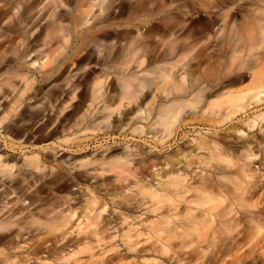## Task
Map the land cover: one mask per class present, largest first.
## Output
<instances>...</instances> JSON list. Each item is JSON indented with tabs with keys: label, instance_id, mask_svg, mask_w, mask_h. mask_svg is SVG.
<instances>
[{
	"label": "rangeland",
	"instance_id": "1",
	"mask_svg": "<svg viewBox=\"0 0 264 264\" xmlns=\"http://www.w3.org/2000/svg\"><path fill=\"white\" fill-rule=\"evenodd\" d=\"M90 1L92 4L98 3V1ZM103 1L107 2V0ZM113 1L115 2V13L110 20L113 24L112 37L106 41L105 45L112 54L119 53L124 45L125 37L127 39L129 36L135 37L139 42L134 53L135 58H140L142 61L140 67L131 60V57L128 58L130 63L124 66L125 70L118 72L110 69L108 65H97L92 61L86 70L90 67L91 69L84 77L79 73H68L67 71L60 84L52 82L49 85H41L35 81L38 68L30 66L31 57L26 59V63L20 64L22 71L17 73L18 69L14 66V52L11 49L0 52V89H3L7 96L0 100V120L5 117L0 124L1 160L7 157L11 160L9 166L19 167L27 158L36 157L42 161L45 156L44 173L59 174L65 181L66 190L49 191L46 187L45 194L48 198L45 200L43 209H53L55 214H59L60 211L66 215L72 213L66 229L72 226L74 230L79 223L87 224V218L92 217L94 212L91 210L92 207L99 212L102 202L108 201L101 215L104 221L100 224L99 230L106 228L105 223L109 224L110 230L104 235L111 236L112 239L108 240L109 244L100 246L91 236L78 234L77 231L70 233L71 230H69L67 231L69 234L62 241L27 242L25 244L19 242L0 246V250L18 261L19 264H75V260L88 264L91 262L90 255H94V258L101 257L106 246V249L116 246L118 250H122L124 241L122 234L132 229L134 231L129 235H134L135 231L143 235L139 241L144 242L143 247L146 253H131L118 264H264V259H258L259 255L256 254L249 255L246 260L239 257L243 259L240 262L241 260L233 253V249L232 254L230 250H227L229 245L225 239L213 242L198 238L196 235L187 237L184 234L188 230L179 222L174 225L178 237H169L167 233H164L161 235V242L156 243L151 231L141 229L132 219L128 220L129 225L121 226L122 210L117 205L118 199L109 202V199L114 198L111 196L112 192L109 191L112 187L116 189L119 196H133L137 193L134 188L136 182L146 187L156 185L162 177L164 158L167 156L174 158L179 151H183L186 160L175 165L173 169H181L191 159L195 162L192 166L193 171L199 176L209 175L210 171L205 168L204 162L201 164L202 160L206 161L207 152L195 149L194 143H191L193 139H220L221 144L229 147L232 155L238 157L243 151L240 142L247 140L252 143L264 131L263 122L256 120L258 116H264V100L258 101L235 115L233 125L221 123L219 115L203 124L200 121L203 120L205 109L201 110L200 106L216 98H207L206 88L202 85L198 90H202L203 102L196 104L198 90H189L191 83L198 76L202 77L205 74L222 81L243 82V85L248 83L249 63H252L250 58L254 53L244 54L239 49H236L234 53L233 50L235 46H241L242 39L248 34L254 35V42L260 44L261 37L258 33L257 20H264V1ZM121 1L127 5L125 10L119 14L118 6ZM104 5L105 3L102 8ZM104 14L94 8L89 19L91 23L101 25L103 22L98 21L97 18H102ZM136 27L142 29V32L147 28L160 30L154 34L147 33L139 39L140 36L136 35ZM225 41H228L229 45H226ZM171 49H174L173 54H170ZM257 51L254 55L262 58L264 50L258 48ZM87 52L92 58L89 48L82 55ZM232 58L235 59L234 62ZM73 69L74 67L70 70ZM120 73L129 75L128 78L144 82L146 88L140 91L138 98L130 102L128 109L121 107L110 115L109 112L103 110L105 99L90 102V85L96 79L102 82L107 77V83L112 81L109 86L111 85L113 90V93H107L110 97L114 96L120 92L117 89L118 80L121 79ZM21 75L28 79L33 89L39 90V96L36 99L23 101L20 107L13 111L9 105L12 88L5 83L11 81L12 84L20 87L22 85ZM162 75L168 78L162 81L160 78ZM163 82H166V93L160 87ZM67 83L77 84L79 87L77 86L75 96H69L71 100L67 101L65 110L54 112L58 100L52 92L57 91L58 86ZM155 86L160 88L158 91L154 90L153 93L152 89ZM181 87L182 89L176 92L175 89ZM184 89L186 91L182 94ZM167 93L172 94L167 104H170L173 109H176L179 104L181 107L177 110L179 117L174 125L175 132L171 137V142H164L161 145L154 140V136L163 137L161 129L154 122L158 109L165 104L162 101H165L163 98ZM260 96L264 98V94ZM174 97H180V101L173 103ZM112 99L111 103H114L115 97L109 100ZM140 101L143 102L141 112L136 110V104ZM118 105L119 103H116L114 106ZM67 107H69L68 110H66ZM146 109L150 111L149 117ZM51 110L53 111L50 112ZM35 113L37 115L33 120ZM47 116H50L52 122L50 125L45 121ZM252 121H254V128L247 130V125ZM44 123L47 125L44 126ZM111 129H113L111 134H104L105 131H111ZM253 146L252 144L251 148ZM131 150L137 151L138 156L134 158V161L131 159V164L128 166L131 175L124 174L123 182L117 181L113 173L100 171V169L106 170V164L115 161L121 155H127ZM82 165L85 167L80 168ZM15 171L16 168H13L10 174H16ZM100 173L103 175L99 176ZM76 176H79L80 180H76ZM44 182V179H40L38 185ZM2 190L3 187L0 188V192ZM94 200L97 205L89 204ZM27 206L28 201L19 204V207L26 208ZM129 208V215H132V218L139 217L142 213L141 207L132 208L130 206ZM190 209H194V206L181 203L179 211L185 213ZM140 217L148 223L156 220L154 214ZM213 229L214 225L206 231V234H211ZM165 230L168 229L165 228ZM221 231L218 230V232ZM56 236L59 234L56 233ZM146 237H149L147 242L144 241ZM132 241L135 242L134 239ZM159 246L165 247L168 251V254L161 258L153 253L154 248H159ZM90 248L91 250H86ZM247 249L245 247L246 251ZM70 252L76 253L75 256L70 257ZM229 254L232 259L228 257Z\"/></svg>",
	"mask_w": 264,
	"mask_h": 264
},
{
	"label": "bare ground",
	"instance_id": "2",
	"mask_svg": "<svg viewBox=\"0 0 264 264\" xmlns=\"http://www.w3.org/2000/svg\"><path fill=\"white\" fill-rule=\"evenodd\" d=\"M93 1H98V3L92 4L90 0H0V52L5 49H11L14 52V66L18 69L17 73L22 71L20 64L26 63V59L31 57L30 66L38 68L35 73V81L41 85H49L52 82L60 84L67 71L68 73H79L84 77L90 71L91 67L87 70L86 68L92 61L97 65H108L110 69L118 72L125 70L124 66L130 63L128 58L131 57V60L140 67L142 61L140 58H135L134 53L139 42L135 37L129 36L128 39L125 37L124 45L119 53L112 54L105 45L106 41L112 37L113 24L110 23V20L115 13V2L113 0ZM104 3V8H102ZM126 5L125 2H119V14L125 10ZM94 8L99 13H105L102 18H97L98 21L103 22L101 25H97L95 22L91 23L89 19ZM257 25L261 37L260 44L254 42V35L248 34L242 39L240 47H234V53L236 49L244 54L246 52L255 54L258 52V48L264 50V20H257ZM80 27L83 28L80 29ZM159 30L158 28H147L142 32V29L136 27V35L141 39L147 33L154 34ZM237 42L239 43L238 40ZM225 44L229 45V42L225 41ZM87 48L91 49L92 58L89 56V52L82 55L84 51H87ZM173 53L174 49H171L170 54ZM254 54L250 58L252 63H249L250 76L246 85H243V82L222 81L209 74L198 76L191 83L189 90H198L204 85L207 98H216V100L206 101L200 106L201 110L205 109L201 123L209 122L214 116L219 115L221 123L233 125L235 115L245 111L258 101L264 100L260 96L264 94V56L259 58ZM234 61L235 59L232 58V62ZM72 67L74 69L70 70ZM120 77L117 84V89L120 92L111 97L107 92L113 93L111 85L109 86L112 81L107 83V77L102 82L96 79L90 85V102L94 103L105 99L103 110L109 112L110 115L121 107L125 110L128 109L130 102L138 98V95L141 94L140 91L146 88L144 82L128 78L129 75L120 73ZM160 78L165 81L168 76L162 75ZM20 81H22L20 87L12 84L11 81L5 83L9 88H12L9 105L13 111H16L23 101L36 99L39 96V90L33 89L28 79L21 75ZM77 86V84L67 83L58 86V90L52 92V95L58 100L54 112L65 110L67 101L71 100L69 96H75L79 87ZM165 86L166 82L160 86L164 93H166ZM160 87L155 86L152 89L153 93ZM181 89L182 87L175 90L179 92ZM185 91L186 89L182 94ZM201 91L197 92L196 104L203 102ZM171 95V93H167L163 98L165 101L162 102L165 104H162L158 109L154 122L161 129L163 137L154 136L155 139H152L157 140L161 145L164 142H171V137L175 132L174 125L179 117L177 110L181 104L176 109L167 104ZM6 97L4 90L0 89V100ZM112 97L116 99L114 103H111L113 99L109 100ZM172 100L173 103H176V101H180V97H174ZM116 103L119 105L114 106ZM142 103L140 101L136 104V110L139 112L143 107ZM192 106L196 107V105ZM68 109L69 107L66 108V110ZM146 111L149 117L150 111L148 109ZM4 119L5 117L1 118L0 124ZM256 120L263 122L264 127L263 115L258 116ZM45 121L48 125L52 123L50 116H47ZM253 128L254 121L247 125V130ZM112 132L113 129L105 131L104 134ZM191 143H194L195 149L207 152V159L206 161L202 160L201 164L204 162L205 168L210 171V174L199 176L193 171L192 166L195 162L191 159L181 169H173L175 165L186 160L183 151H179L174 158L168 156L164 158L162 177L159 178L156 185L146 187L136 182L134 188L137 193L133 196H119L116 189L112 187L109 191L112 192L111 196L114 198L109 199V202L118 199L117 205L122 210L121 226L129 225L128 220L132 219L141 229H149L155 242L159 243L161 235L164 233H167L169 237H178L174 225L179 222L182 227L188 230L184 234L187 237L196 235L198 238H205L213 242L225 239L229 245L227 250H230L232 254L233 249V253L241 260L240 262L243 261L241 258L246 260L251 254L259 255L258 259H264V131L252 143L247 140L241 141L243 151L238 157H234L235 155H232L229 147L221 144L220 139H193ZM252 144L254 146L251 148ZM137 156V151L131 150L127 155H121L115 161L106 164V170L100 169V171L113 173L116 175L117 181L123 182L124 174L131 175L128 168L131 159L134 161ZM42 161L36 157H30L17 167L9 166L11 162L9 158L4 157L1 160L0 157V188L3 187L0 192V246L19 242L25 244L27 242L62 241L69 234L67 232L69 230H71L70 233L77 231L78 234L91 236L100 246L109 244L108 240L112 237L104 235L106 231L110 230L109 224L105 223L106 228L99 230L100 224L104 221L101 215L104 213V207L108 201L102 202L99 212L92 207L91 210L94 212L92 217L87 218V224L79 223L74 230L72 226L66 229L72 218V213L66 215L60 211L61 213L55 214L53 209H43L45 200L48 198V195L45 194L46 187L49 191H64L66 186L59 174L44 173L45 156ZM82 167L85 165L80 166V168ZM13 168H16V174H10ZM98 175L102 176L103 174ZM197 176L199 178L196 179ZM75 178L80 180L79 176ZM40 179H44L45 182L38 185ZM25 201H28V206L26 208L19 207V204ZM181 203L194 206V209L180 213ZM89 204L94 206L97 205V202L94 200ZM87 206L89 208V205ZM130 206L142 208L139 217L132 218V215H129ZM147 214H154L156 220L148 223L140 217ZM213 225L212 233L207 235L206 231ZM218 230L222 231L218 232ZM133 231L129 229L126 234H122V239H124L122 250H118L116 246L106 249V246L101 257L94 258V255L91 254L89 257L91 262L88 264H118L131 253H146L143 247L144 242L140 243L139 241L143 235L138 231H135L132 236L129 235ZM56 233L59 236H56ZM34 238L36 239L33 241ZM133 239L135 242L132 241ZM148 240L149 237H146L144 241ZM248 245L250 246L247 249ZM86 250L89 251L91 248ZM153 253L161 258L168 254V251L165 247L159 246V248H154ZM75 254L69 253L70 257ZM231 254L228 255L229 258ZM74 262L75 264H85L76 260ZM0 264H19V262L0 250Z\"/></svg>",
	"mask_w": 264,
	"mask_h": 264
}]
</instances>
